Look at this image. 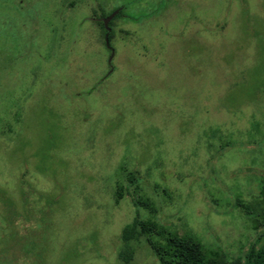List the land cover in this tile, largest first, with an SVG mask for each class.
I'll list each match as a JSON object with an SVG mask.
<instances>
[{
  "label": "rangeland",
  "instance_id": "rangeland-1",
  "mask_svg": "<svg viewBox=\"0 0 264 264\" xmlns=\"http://www.w3.org/2000/svg\"><path fill=\"white\" fill-rule=\"evenodd\" d=\"M263 184L264 0H0V264H159L134 200L231 261Z\"/></svg>",
  "mask_w": 264,
  "mask_h": 264
},
{
  "label": "trees",
  "instance_id": "trees-1",
  "mask_svg": "<svg viewBox=\"0 0 264 264\" xmlns=\"http://www.w3.org/2000/svg\"><path fill=\"white\" fill-rule=\"evenodd\" d=\"M107 35L110 38L109 32ZM134 206V218L123 226L120 233L118 257L124 263H129L133 257V244L144 239L157 256L159 264H264V242L257 247L250 245L243 255L225 261L224 251L209 250L195 237L170 232L154 221L142 219L136 200ZM245 210L253 219L255 230L259 226L264 228V184L256 201L246 205Z\"/></svg>",
  "mask_w": 264,
  "mask_h": 264
},
{
  "label": "water",
  "instance_id": "water-1",
  "mask_svg": "<svg viewBox=\"0 0 264 264\" xmlns=\"http://www.w3.org/2000/svg\"><path fill=\"white\" fill-rule=\"evenodd\" d=\"M118 10H115L114 12H112L111 14H109L107 17H105L103 19V24L104 26H107V21L117 12Z\"/></svg>",
  "mask_w": 264,
  "mask_h": 264
}]
</instances>
